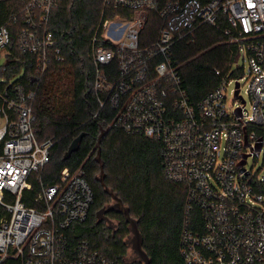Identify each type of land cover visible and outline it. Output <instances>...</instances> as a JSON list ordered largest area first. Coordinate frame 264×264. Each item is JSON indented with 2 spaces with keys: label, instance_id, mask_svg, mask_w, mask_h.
Returning <instances> with one entry per match:
<instances>
[{
  "label": "built area",
  "instance_id": "2783aa9c",
  "mask_svg": "<svg viewBox=\"0 0 264 264\" xmlns=\"http://www.w3.org/2000/svg\"><path fill=\"white\" fill-rule=\"evenodd\" d=\"M61 1L28 0L13 19L21 27H0V264H118L87 240L69 242V229L88 218L95 200L82 168H64L56 184L43 186L37 207L23 201L55 145L37 140L34 105L49 66L62 59L50 28ZM112 8L131 13L111 16ZM221 16L236 57L249 62L241 78L248 98L233 63L225 75L215 71L219 84L196 102L173 47ZM90 46L99 105L93 118L105 114L109 128L159 142L166 179L185 185L186 213L196 209L203 220V231L182 234L185 264H264V196L243 165L264 148V0H103ZM18 56L24 66L31 58L35 86L3 75Z\"/></svg>",
  "mask_w": 264,
  "mask_h": 264
},
{
  "label": "trees",
  "instance_id": "16d2710c",
  "mask_svg": "<svg viewBox=\"0 0 264 264\" xmlns=\"http://www.w3.org/2000/svg\"><path fill=\"white\" fill-rule=\"evenodd\" d=\"M27 3L28 0H0V27H21L13 19L21 17ZM102 9L103 0H62L52 11L50 28L62 59L49 66L38 88L34 132L38 141L53 139L55 145L50 162L40 173V182L31 179L32 189L25 191L23 201L29 207H37L34 198L43 186L56 184L64 168H82L94 189L95 200L88 218L69 229L70 244L87 240L92 248L118 264H143L136 256L129 262L131 231L123 215L115 211L106 214L108 219L118 222L114 230L97 218V212L112 201L99 180L103 167L106 186L122 199L138 222L151 264H185L181 255L182 234L185 228L203 231V220L196 209L186 213L185 185L166 179L159 142L109 128L112 119L105 114L93 118L99 105L93 91L90 42ZM118 13L127 16L131 11L112 8L108 12L111 16ZM223 17L217 26L204 25L173 47V57L180 65L184 86L193 101H200L217 87L220 77L216 70L225 75L236 61L238 46L224 34L228 25ZM156 26L149 24L145 33L155 36ZM23 59L24 56H18L12 60L3 75L12 77L24 69L23 79H28L33 87L31 58L25 66ZM236 74L233 71L232 75ZM80 136L77 149L66 158L70 145ZM251 185L264 196V180L252 177Z\"/></svg>",
  "mask_w": 264,
  "mask_h": 264
},
{
  "label": "water",
  "instance_id": "95a60500",
  "mask_svg": "<svg viewBox=\"0 0 264 264\" xmlns=\"http://www.w3.org/2000/svg\"><path fill=\"white\" fill-rule=\"evenodd\" d=\"M81 137L82 136L76 138L72 142V144L70 145L69 150L67 152L66 158L72 152H74L77 149L78 143H79ZM242 171H244V170H242ZM245 172L247 175L250 174V171H245ZM262 179H264V177H262ZM99 180H100L101 184L103 185V187L105 188V191L110 193L112 199L114 200V203L112 205L105 207V208L101 209L100 211H98L97 212V218L103 219L104 221H109L106 214L111 212V211H115V212L123 215L126 223L129 224V226H130V231L132 234V237L130 240L131 249L133 250L134 254L140 259V261L143 264H151L150 257L143 248L144 238H143L142 233L140 232L138 222L136 219H134L131 216L129 208L124 205L122 199L119 198L116 194L109 191V188L105 184V173H104L103 167H101V176H100ZM109 227L111 229L113 228L112 225H110Z\"/></svg>",
  "mask_w": 264,
  "mask_h": 264
},
{
  "label": "rangeland",
  "instance_id": "374dc122",
  "mask_svg": "<svg viewBox=\"0 0 264 264\" xmlns=\"http://www.w3.org/2000/svg\"><path fill=\"white\" fill-rule=\"evenodd\" d=\"M4 63H5V58L3 57L2 65ZM238 69H240V71H241V74L239 76L240 93L248 98V96L245 95V90L247 88V86L244 83L245 80L241 81V78H244L245 76L247 77V75L249 73V62L247 60L245 61V57L243 55H240L234 63L233 71H238ZM24 73H25V71H24V69H22L19 73H16L11 77L12 78L11 81L15 82V81L22 79L24 77ZM235 87H236V85H233L232 89H234ZM228 98H229L228 100L230 102L233 100L232 95H229ZM243 165L247 169V171H250L253 178L258 177V179L262 181L263 180L262 177H264V148L262 151L257 153L256 157L249 156L247 158V160L243 163ZM100 176H101V174H100ZM100 176H99V178H100ZM249 180L252 181V177L251 178L249 177ZM113 203H114V200L112 199V201L108 204V206L112 205ZM105 223L107 224L108 227L110 225H112L113 226L112 230H114L115 227L117 226L118 222H116V220H109V221H105ZM131 237H132V234H131ZM131 237H130V239H131ZM131 252H132V254L129 256V262H132L134 260L132 256H136L132 249H131ZM136 258H137V256H136ZM137 260L139 261V258H137Z\"/></svg>",
  "mask_w": 264,
  "mask_h": 264
},
{
  "label": "flooded vegetation",
  "instance_id": "af4514ba",
  "mask_svg": "<svg viewBox=\"0 0 264 264\" xmlns=\"http://www.w3.org/2000/svg\"><path fill=\"white\" fill-rule=\"evenodd\" d=\"M110 220V219H109Z\"/></svg>",
  "mask_w": 264,
  "mask_h": 264
}]
</instances>
